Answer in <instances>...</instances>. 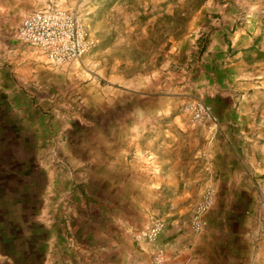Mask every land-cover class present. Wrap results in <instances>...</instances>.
I'll use <instances>...</instances> for the list:
<instances>
[{
	"label": "rangeland",
	"instance_id": "1",
	"mask_svg": "<svg viewBox=\"0 0 264 264\" xmlns=\"http://www.w3.org/2000/svg\"><path fill=\"white\" fill-rule=\"evenodd\" d=\"M203 3L230 7L225 0H0V264H151L152 247L136 233L154 218L167 227L161 244L169 242L180 264H192L193 253L194 264H264V184L242 207H222L214 195L200 233L190 227L200 198L173 218L149 192L131 189L143 177L126 158L129 140L144 135V123L159 132L187 120L185 93L198 82L163 54V43L202 17L170 11ZM44 7L80 16L90 47L79 59L52 65L17 39L24 14Z\"/></svg>",
	"mask_w": 264,
	"mask_h": 264
},
{
	"label": "crops",
	"instance_id": "2",
	"mask_svg": "<svg viewBox=\"0 0 264 264\" xmlns=\"http://www.w3.org/2000/svg\"><path fill=\"white\" fill-rule=\"evenodd\" d=\"M230 1L225 0L229 9L215 10L212 3L171 9V14L175 10L176 15H191L192 21L202 19L167 35L163 43L168 46L163 54L181 60L188 77L198 74L185 98H203L211 105L218 116L217 133L207 140L204 128L192 129L187 120L164 123L165 129L156 132L150 122L142 125L144 135L128 142L126 158L135 161L132 170L143 177L132 192H149L153 205L173 218L198 201L205 184L213 186L215 203L230 208L244 206L248 194L261 192L264 184V6L238 10ZM212 13L220 17L214 24ZM198 86L210 91L200 92ZM167 230L154 242L147 241L151 258L161 246L180 263L169 242L161 244ZM199 261L200 255L193 253L192 264Z\"/></svg>",
	"mask_w": 264,
	"mask_h": 264
},
{
	"label": "built area",
	"instance_id": "3",
	"mask_svg": "<svg viewBox=\"0 0 264 264\" xmlns=\"http://www.w3.org/2000/svg\"><path fill=\"white\" fill-rule=\"evenodd\" d=\"M16 37L38 50L52 65L77 60L90 47L80 16L60 7L31 9L25 13L16 30ZM182 109L187 114L189 126H202L206 139L211 140L218 131V116L212 107L201 99L192 98L183 104ZM214 195L213 186L207 185L203 189L190 219L194 232L200 233L206 228V214L213 204ZM163 228V220L154 218L149 225L137 231L136 238L154 242ZM151 260L152 264H180L168 257L163 249L154 250Z\"/></svg>",
	"mask_w": 264,
	"mask_h": 264
}]
</instances>
